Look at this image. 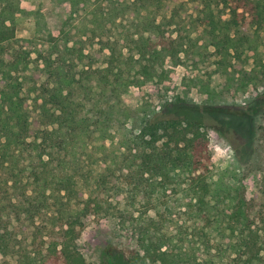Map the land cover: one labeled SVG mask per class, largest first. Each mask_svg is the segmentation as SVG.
I'll use <instances>...</instances> for the list:
<instances>
[{"label": "trees", "instance_id": "trees-1", "mask_svg": "<svg viewBox=\"0 0 264 264\" xmlns=\"http://www.w3.org/2000/svg\"><path fill=\"white\" fill-rule=\"evenodd\" d=\"M21 1L0 0V264H87L83 221L104 214L136 237L129 264H264L262 248L248 256L257 204L211 167L208 134L258 135L264 200V97L204 120L125 103L183 63L198 29L237 72L227 57L257 51L264 0H56L86 41L64 33L37 60L16 34Z\"/></svg>", "mask_w": 264, "mask_h": 264}, {"label": "rangeland", "instance_id": "rangeland-1", "mask_svg": "<svg viewBox=\"0 0 264 264\" xmlns=\"http://www.w3.org/2000/svg\"><path fill=\"white\" fill-rule=\"evenodd\" d=\"M20 7L16 34L21 43L33 52L34 59L37 58L38 49L50 50L57 42L62 45L65 42L64 33L68 34L69 45L80 47L81 41H86L77 28L78 20L72 18L65 25L62 22L60 14L68 8L67 4L56 0H22ZM192 37L195 48L183 56V63L178 66L167 64L169 72L162 81L155 80L131 88L125 96L126 105L141 111L174 110L177 114H192L201 120L218 107L230 111L236 108L242 110L244 115H251L252 112L248 111L250 104L256 98L264 97V39L257 51L246 52L243 60L227 57L235 65L236 72L230 66L226 69L222 65L223 58L211 45L203 29L195 30ZM35 69L36 62L31 65L30 74ZM263 122L262 117L258 116L257 124ZM222 130L224 128L220 132L208 130L211 167L229 170L230 182L243 185L247 198L257 204L259 213L251 230H246L257 245L248 256L254 257L262 248L260 257L264 258V200L260 199L263 172L257 169L260 159L258 135L255 133L252 139L249 132L245 134L246 130L242 132L243 136L239 130L229 129L232 137L228 138L222 134ZM107 215L89 216L83 221L82 234L77 240L78 248L87 264H109V249L115 264H129L126 257L137 250L136 237L131 230L122 226L115 215Z\"/></svg>", "mask_w": 264, "mask_h": 264}]
</instances>
